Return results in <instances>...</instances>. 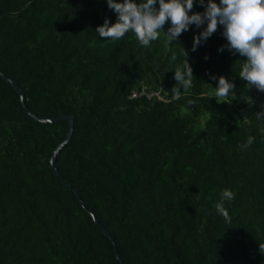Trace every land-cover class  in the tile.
I'll list each match as a JSON object with an SVG mask.
<instances>
[{
  "label": "trees",
  "instance_id": "1",
  "mask_svg": "<svg viewBox=\"0 0 264 264\" xmlns=\"http://www.w3.org/2000/svg\"><path fill=\"white\" fill-rule=\"evenodd\" d=\"M204 11L194 0L189 15ZM105 19H117L106 0H0V73L32 114L73 120L56 176L67 122L28 116L0 78V264H119L72 189L123 264H264V92L239 78L246 57L218 52L220 25L192 51L206 24L174 41L166 22L143 47L131 31L99 37ZM183 51L194 79L176 100ZM224 189L231 223L215 209Z\"/></svg>",
  "mask_w": 264,
  "mask_h": 264
},
{
  "label": "clouds",
  "instance_id": "2",
  "mask_svg": "<svg viewBox=\"0 0 264 264\" xmlns=\"http://www.w3.org/2000/svg\"><path fill=\"white\" fill-rule=\"evenodd\" d=\"M106 3L108 8L116 13V22L110 25L105 19L104 23L95 29V33L99 37L118 41L131 31L143 47L149 46L150 42L156 41L160 34L164 33L162 29L166 22H170L171 26L164 34L174 41L183 32L188 31L190 25L200 28L206 24V28L198 36H194L192 51H195L202 41L211 37L217 31L218 25L223 26L222 36L228 43L221 46L218 52L227 48L230 52L234 50V53L246 57V61L240 65L239 78L245 81L249 88L254 86L258 91L264 92V0H219V4L213 0H207L206 4L205 0H197L205 11L192 15H189V12L193 9L194 0H141L138 4L134 0H123L122 3L106 0ZM183 54L185 60L174 71V80L180 87L171 89L173 99L176 100L181 97V88L186 92L194 79L187 60L188 53L183 51ZM172 59H176L175 55ZM210 79L217 81L214 89L217 98L227 99L231 96L235 99L234 83L223 76H210ZM188 103L193 104L194 101L190 100ZM255 116L264 121V110ZM254 141L255 137L248 136L238 147L242 151L247 150ZM234 198V191L224 189L220 201L215 205L216 212L227 223H231V217L224 203Z\"/></svg>",
  "mask_w": 264,
  "mask_h": 264
},
{
  "label": "water",
  "instance_id": "3",
  "mask_svg": "<svg viewBox=\"0 0 264 264\" xmlns=\"http://www.w3.org/2000/svg\"><path fill=\"white\" fill-rule=\"evenodd\" d=\"M0 78L3 79L4 81H6L7 83H9L11 85V87L19 94V103L21 105V107L23 109L26 110V113L28 116L32 117L33 119H35L36 121H39V122H53V121H59V120H65L68 124V130H67V133L64 137V139L55 147V149L53 150L52 154H51V157L49 158V166L53 169V172L55 173L56 176H58V173H57V170L55 168V155L58 151V149L61 147V145L69 138L70 134H71V129H72V123H73V120L70 116H67V115H60L59 117L55 118V119H45V118H40L34 114H32L30 111H28L26 109V106L23 102V95H22V92L21 90L19 89V87L16 85V83L14 81H12L11 79H8L6 78L3 74L0 73ZM66 185V183H64ZM74 195H75V199L77 201V203L79 204L80 207L84 208L85 212L91 217L92 221L95 223V225L101 230V232L108 238V240L111 242V245L113 247V250H114V256H115V259L116 261L119 263V264H123L120 260V257L115 249V243L113 241V239L109 236V234L105 231V229H103L97 219L92 215L91 211L86 209L77 193V191H75L74 189H72Z\"/></svg>",
  "mask_w": 264,
  "mask_h": 264
},
{
  "label": "built area",
  "instance_id": "4",
  "mask_svg": "<svg viewBox=\"0 0 264 264\" xmlns=\"http://www.w3.org/2000/svg\"><path fill=\"white\" fill-rule=\"evenodd\" d=\"M253 92H254V93H261V91H258L255 87H253V89H252V93H253ZM142 93H143V89H141L140 92H138V93H137V92H134V91L131 92L130 96H131V97H138V96H140ZM151 95H156L158 99H161V97L158 95L157 92L147 94L146 97H149V96H151Z\"/></svg>",
  "mask_w": 264,
  "mask_h": 264
}]
</instances>
